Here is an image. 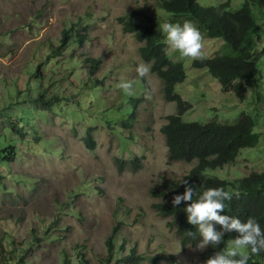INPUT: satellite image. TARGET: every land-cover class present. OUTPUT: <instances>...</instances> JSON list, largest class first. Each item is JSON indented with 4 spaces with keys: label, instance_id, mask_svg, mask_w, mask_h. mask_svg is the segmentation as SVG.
Segmentation results:
<instances>
[{
    "label": "rangeland",
    "instance_id": "obj_1",
    "mask_svg": "<svg viewBox=\"0 0 264 264\" xmlns=\"http://www.w3.org/2000/svg\"><path fill=\"white\" fill-rule=\"evenodd\" d=\"M228 1L199 0L206 7ZM245 3L231 0V7L239 10ZM253 9L261 21L260 8ZM132 12L136 22L156 25L167 44L159 25L169 14L155 0H0V135L5 140L3 122L14 118L33 136L18 141L15 161L0 164V264L13 251L26 264H62L63 255L78 264L79 253L85 264H103L117 226L119 258L136 248L144 256L141 264H204L203 250L183 249L170 218L153 207L160 198L151 189L164 179L182 178L196 162L168 159L161 130L177 106L165 99L163 81L151 65L146 76L136 73L145 62L144 44L119 22ZM66 30L73 41L64 54H55ZM78 32L88 39L85 46L75 41ZM202 36L200 58L182 57L168 46L171 59L184 63L188 73L177 87L193 105L184 120L234 124L245 114L260 135L257 146L241 149L231 164L206 174L235 179L264 172V105L251 89L242 102L224 92L208 69L193 67L195 60L219 52L237 55L223 39ZM87 57L102 59L100 69L94 71ZM121 80L131 83V96L144 100L131 128L122 125L133 104L117 87ZM41 81L50 97L62 96L63 107L35 109L30 101L38 97ZM90 128H96L94 149L85 141ZM137 156L143 157L141 169L118 170L117 158Z\"/></svg>",
    "mask_w": 264,
    "mask_h": 264
},
{
    "label": "trees",
    "instance_id": "obj_2",
    "mask_svg": "<svg viewBox=\"0 0 264 264\" xmlns=\"http://www.w3.org/2000/svg\"><path fill=\"white\" fill-rule=\"evenodd\" d=\"M157 6L169 14L171 22H183L191 20L201 34L207 33L212 39H223L226 45L237 51L236 56L217 53L214 57L197 59L193 63L196 69H208L209 73L222 85L223 91L232 92L242 102L246 99L250 89L252 90L258 105H264V0H246L245 5L239 10H233L231 0L217 6H203L199 0H155ZM260 8L262 20L257 18L254 7ZM136 12L121 17L119 22L123 25L126 33L136 34L139 41L144 45L141 55L145 62L151 65L152 73L159 76L164 84V96L169 103H175L177 112L168 116L167 124L162 128L165 136L169 161L196 162L195 165L179 179H164L151 189L155 197L160 198L153 204L159 215L170 218V227L176 229L181 238L182 248L195 246L200 238L197 226L191 225L186 220L183 208L190 202L182 201L180 205L173 206L172 197L184 191L181 179L188 182L194 188L197 195L207 187L223 186L225 190L238 193L232 199L225 201V213L238 216L241 220L248 216L256 218L264 228V172L251 171L239 178H221L208 176L206 170L222 168L231 164L239 155L241 149L255 147L260 141V135L255 130V121L252 116L241 115L234 124H225L217 121L208 123L187 122L184 117L193 109V105L185 100L177 92V87L185 83L188 73L184 63L175 62L168 54V45L163 41L162 35L157 32L156 25L136 22ZM86 29V28H85ZM71 31L66 30L63 34L60 46L54 50L55 54L62 55L73 41ZM78 32L76 42L85 46L88 39ZM94 71L101 67L102 59L86 58ZM43 64L39 67L41 68ZM40 69L36 71L39 75ZM145 83V82H144ZM40 93L36 99H31L35 109L43 112L53 111L57 107H63L64 99L60 94L49 96V90H43V81ZM146 85V83H145ZM94 84V88L97 87ZM142 88L144 86L142 85ZM142 98L130 96L127 99L133 104L127 110L126 118L122 120L125 128H131L136 122L138 105L143 102ZM5 119V118H3ZM21 119L7 118L3 123L4 130H8L5 140L0 135V164H8L15 161L19 156L17 143L19 140H28L33 137L27 132ZM90 128L85 137L89 148L94 149L97 141L94 130ZM2 130H0V134ZM36 134V133H35ZM33 134V135H35ZM22 138V139H21ZM39 140V137L36 138ZM141 156L133 159H116L118 170L125 169L136 171L143 166ZM217 228L219 226L217 225ZM119 227H115L109 236L106 245L108 256L103 264H141L144 256L132 248L129 254L119 258L116 254L115 236ZM189 231L192 235H189ZM234 232L226 233L221 244L212 246L202 251V257L206 260L213 251L224 250L230 246ZM121 246L118 252L124 251ZM16 252L4 259L3 264H26L21 259L16 260ZM62 264H71L70 260L63 255ZM78 264L87 263L78 254ZM248 264H264V251L251 255Z\"/></svg>",
    "mask_w": 264,
    "mask_h": 264
},
{
    "label": "clouds",
    "instance_id": "obj_3",
    "mask_svg": "<svg viewBox=\"0 0 264 264\" xmlns=\"http://www.w3.org/2000/svg\"><path fill=\"white\" fill-rule=\"evenodd\" d=\"M165 35L168 46L178 51L182 57L200 58L203 47V36L199 28L191 20L171 22L164 20L159 25ZM150 71V64L142 60L136 66V73L140 77ZM126 95H132V85L127 80H121L118 85ZM184 191L175 194L171 203L173 206L185 204L183 210L189 224L197 226L200 238L196 241L195 249L204 250L209 246L213 249L220 245L226 233L234 232V237L226 251L217 250L205 260L204 264H248L250 254L255 255L264 251V228L253 216L241 220L238 216L225 213L226 203L238 193L225 190L223 186L207 187L193 199L194 188L184 179ZM217 225L219 228H217ZM189 235L192 232L189 231Z\"/></svg>",
    "mask_w": 264,
    "mask_h": 264
}]
</instances>
